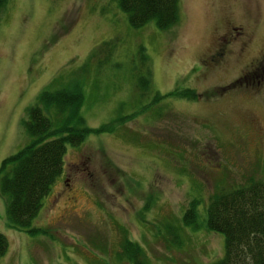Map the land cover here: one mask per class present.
Here are the masks:
<instances>
[{"label": "rangeland", "instance_id": "rangeland-1", "mask_svg": "<svg viewBox=\"0 0 264 264\" xmlns=\"http://www.w3.org/2000/svg\"><path fill=\"white\" fill-rule=\"evenodd\" d=\"M118 1L7 0L0 9V167L32 142L28 109L44 89H62L67 71L87 69L85 125L112 120L65 144L62 173L31 219L41 230L8 224L0 193V264H207L224 250V234L205 225L209 196L264 179V78L236 81L261 59L264 0H181L180 22L165 31L155 20L131 27ZM231 35L248 52L226 45ZM103 40L113 50L90 57ZM140 76H149L145 90ZM191 202L195 219L183 224ZM125 236L143 250L138 260Z\"/></svg>", "mask_w": 264, "mask_h": 264}, {"label": "trees", "instance_id": "trees-1", "mask_svg": "<svg viewBox=\"0 0 264 264\" xmlns=\"http://www.w3.org/2000/svg\"><path fill=\"white\" fill-rule=\"evenodd\" d=\"M5 1L0 0V9ZM180 1L119 0L118 7L128 13L131 27H140L155 20L156 26L165 31L180 22ZM107 45L112 47L113 43L103 40L100 45L97 44L89 52L90 57ZM141 56L144 57L143 53ZM84 71L87 72L86 67L76 78L74 75L72 78L67 71L69 81L62 89H44L39 93L38 102L28 109V118L23 121L32 142L1 160L0 193L7 194V223L16 228L41 230L31 223V219L38 213L42 196L49 192V187L62 173L65 144L77 145L86 138V134L109 128L112 120L100 123L95 128L85 125V118L81 115L85 100ZM148 77H142V80L138 78L140 89L148 87ZM188 90L190 95L194 94V91ZM187 91H184L185 95ZM248 181L233 188L215 190L207 199L205 225L224 234L223 253L207 264H264V179L249 177ZM192 204L184 209L183 224L193 223L195 219V205ZM6 239V235L0 231V254L7 249ZM123 245L131 252V260H138L137 255L143 251L139 243L125 236Z\"/></svg>", "mask_w": 264, "mask_h": 264}, {"label": "flooded vegetation", "instance_id": "flooded-vegetation-1", "mask_svg": "<svg viewBox=\"0 0 264 264\" xmlns=\"http://www.w3.org/2000/svg\"><path fill=\"white\" fill-rule=\"evenodd\" d=\"M240 27V26H239ZM238 28V26H234L233 27V29L234 30H236ZM240 31L241 30H237V32H235V35H238V33L240 34ZM227 32L229 33L230 32V30H227ZM227 32H225V33H227ZM232 39H234V42H232L233 43V45L235 46V48H239L238 49V53H236V54H238V55H240V54H242L243 52H248V49H246L245 48V46H244V42H245V40H244V37H234L233 35H231V37H229V38H227L226 40H225V44L227 45L228 44V42H230ZM225 45V46H226ZM261 58V59H260ZM259 59L260 60H258V61H252L250 64H251V68L249 69V70H247V71H245V69L243 68L240 72H239V74L237 75V77H236V81H238L239 82V85H240V81L244 78V79H248V78H250L251 77V79H250V82H248L247 81V83H252V84H256L257 86H259L260 84H261V82H262V79L264 78V49L261 51V53H260V55H259ZM263 62V63H262ZM215 63H216V61H215ZM263 68L262 70H263V72L261 73V72H257V70L259 69V68ZM251 73V74H250ZM246 74H250V76H247ZM66 180V182H67V180L68 179H65Z\"/></svg>", "mask_w": 264, "mask_h": 264}]
</instances>
